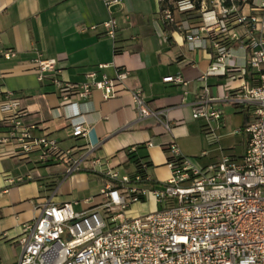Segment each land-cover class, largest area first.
<instances>
[{
	"label": "built area",
	"instance_id": "built-area-1",
	"mask_svg": "<svg viewBox=\"0 0 264 264\" xmlns=\"http://www.w3.org/2000/svg\"><path fill=\"white\" fill-rule=\"evenodd\" d=\"M157 2L163 24L183 35L189 51L211 55L201 80L211 74L230 80L244 76L247 69L255 72L253 86L244 85L227 98L248 115L243 127L245 151L238 158L223 156L216 163L198 167L171 140L165 182L152 179L141 161L132 176L115 170L103 173L108 182L90 209L75 211L72 203L37 202V216L23 224L15 242L21 249L18 264H264V0ZM120 3L104 1L108 10ZM246 6L249 13L243 11ZM176 16L186 19L178 21ZM102 26L105 36L115 41L116 21L109 18ZM235 43L245 52L243 64L231 54ZM0 55L9 59L12 52L0 51ZM33 63L37 80L49 78L55 85L62 109L78 106L95 90L102 92L103 100L115 98L122 88L129 92L139 121L152 119L163 134L172 135L166 111L152 109L140 89L129 90L124 84L125 71L118 70L113 78L102 75L100 80L91 72L86 82L71 84L59 79L55 60L39 55ZM163 83L186 86L180 76L166 77ZM208 92L204 86L191 111L194 120L207 125L222 119L221 112L208 108ZM0 113L7 129L0 145L11 146V156L38 152L42 163L65 164L67 176L81 170L82 161L75 158L81 148L63 150L55 140L34 136L33 127L23 125L27 112L12 92L1 88ZM64 118L72 138L89 136L82 114L69 113ZM94 164L100 165V161ZM148 200L160 209L141 217L127 216L132 205Z\"/></svg>",
	"mask_w": 264,
	"mask_h": 264
},
{
	"label": "crops",
	"instance_id": "crops-1",
	"mask_svg": "<svg viewBox=\"0 0 264 264\" xmlns=\"http://www.w3.org/2000/svg\"><path fill=\"white\" fill-rule=\"evenodd\" d=\"M104 1L0 0V51L12 52L9 59L0 55L1 90L18 99L27 112L23 125L33 127L34 136L55 140L63 150L81 148L75 158L82 161L81 170L67 176L65 164L42 163L38 152L14 157L8 153L11 146L0 145V264H18L21 249L15 242L23 224L37 216V202L72 203L75 211L90 209L108 182L103 173H135L129 153L150 162L148 174L162 183L169 178L166 162L171 140L198 167L223 156L238 158L245 151L243 127L248 115L227 98L244 85L253 86L255 72L247 69L244 76L230 80L211 74L203 81L200 77L207 74L211 55L186 48L183 35L163 24L157 0H120L109 10ZM243 11L249 13L248 7ZM109 18L118 25L115 41L105 36L102 26ZM176 19L184 22L186 18ZM241 47L235 43L231 52L239 64L245 56ZM39 55L56 61L58 77L65 83H84L91 72L100 80L102 75L113 78L118 70L125 71L129 90L140 89L152 109L166 111L172 135L163 134L152 119L139 121L129 92L122 88L115 98L103 100L102 92L95 90L78 106L62 109L50 79L37 80L33 61ZM102 65L105 68L99 69ZM173 76H180L186 86L163 83ZM204 86L209 90L208 108L222 114L218 123L207 125L192 118V104L203 95ZM69 113L82 114L90 129L87 138L71 137L64 118ZM6 133L0 125V138ZM96 160L100 165L94 164ZM151 202L153 212L156 205Z\"/></svg>",
	"mask_w": 264,
	"mask_h": 264
},
{
	"label": "rangeland",
	"instance_id": "rangeland-1",
	"mask_svg": "<svg viewBox=\"0 0 264 264\" xmlns=\"http://www.w3.org/2000/svg\"><path fill=\"white\" fill-rule=\"evenodd\" d=\"M236 117L232 119V123L235 125L236 124ZM87 196V193L83 194V197ZM98 202H96L97 204ZM157 208V206H156ZM160 209V207L158 206ZM157 208V209H158ZM154 210V206L151 202V200H148L144 203H139V204H134L132 205L129 210H127V216L128 217H141L144 216L148 213H151V211Z\"/></svg>",
	"mask_w": 264,
	"mask_h": 264
},
{
	"label": "trees",
	"instance_id": "trees-1",
	"mask_svg": "<svg viewBox=\"0 0 264 264\" xmlns=\"http://www.w3.org/2000/svg\"><path fill=\"white\" fill-rule=\"evenodd\" d=\"M1 126H3L1 123H0ZM4 127V126H3ZM129 156V160L131 162V164L133 165V167L135 168V171H136V168L138 169L139 165H140V162L142 161L141 159H135L133 156H132V153H129L128 154ZM146 166L150 169L151 168V164L150 162H147V161H144Z\"/></svg>",
	"mask_w": 264,
	"mask_h": 264
}]
</instances>
